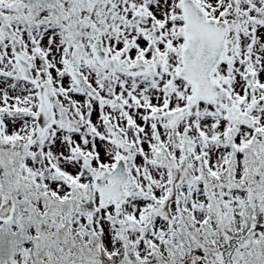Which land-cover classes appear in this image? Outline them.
I'll use <instances>...</instances> for the list:
<instances>
[{
  "label": "snow or ice",
  "instance_id": "obj_1",
  "mask_svg": "<svg viewBox=\"0 0 264 264\" xmlns=\"http://www.w3.org/2000/svg\"><path fill=\"white\" fill-rule=\"evenodd\" d=\"M0 264H264V0H0Z\"/></svg>",
  "mask_w": 264,
  "mask_h": 264
}]
</instances>
